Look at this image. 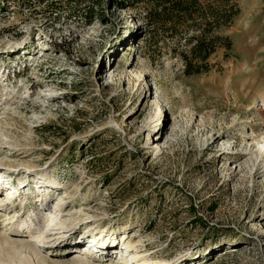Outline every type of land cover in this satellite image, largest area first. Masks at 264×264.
Returning a JSON list of instances; mask_svg holds the SVG:
<instances>
[{
  "label": "rangeland",
  "instance_id": "1",
  "mask_svg": "<svg viewBox=\"0 0 264 264\" xmlns=\"http://www.w3.org/2000/svg\"><path fill=\"white\" fill-rule=\"evenodd\" d=\"M230 2L187 76L146 3L0 0V264H264V0Z\"/></svg>",
  "mask_w": 264,
  "mask_h": 264
},
{
  "label": "trees",
  "instance_id": "2",
  "mask_svg": "<svg viewBox=\"0 0 264 264\" xmlns=\"http://www.w3.org/2000/svg\"><path fill=\"white\" fill-rule=\"evenodd\" d=\"M146 3L148 18L186 49L180 54L187 76L210 72V58L219 47L232 50L230 37L218 32L238 14L230 0H137ZM180 44V45H181Z\"/></svg>",
  "mask_w": 264,
  "mask_h": 264
},
{
  "label": "bare ground",
  "instance_id": "3",
  "mask_svg": "<svg viewBox=\"0 0 264 264\" xmlns=\"http://www.w3.org/2000/svg\"><path fill=\"white\" fill-rule=\"evenodd\" d=\"M0 187H1V186H0ZM8 191H13V190L9 188ZM0 193H1V191H0ZM11 193H12V194H11ZM11 193H6V194H8V195L11 194V195H13V192H11ZM20 194H21V192H20ZM20 194H19V196H20ZM13 198H17V195H15V196L13 195ZM8 199H9V200H12V199L9 198V197H8ZM46 205H47V204H46ZM7 207H10L12 211H17V210H18L16 206H13V205L11 206V204H9V203H7ZM27 212H28V209L25 208V210L22 211V214H25V213H27Z\"/></svg>",
  "mask_w": 264,
  "mask_h": 264
}]
</instances>
